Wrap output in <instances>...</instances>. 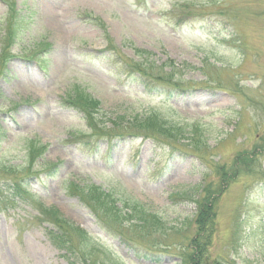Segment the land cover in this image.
I'll return each mask as SVG.
<instances>
[{
  "label": "rangeland",
  "instance_id": "374dc122",
  "mask_svg": "<svg viewBox=\"0 0 264 264\" xmlns=\"http://www.w3.org/2000/svg\"><path fill=\"white\" fill-rule=\"evenodd\" d=\"M119 124L167 135L108 145ZM250 159L264 173V0H0V264H180L216 192L207 262L264 264Z\"/></svg>",
  "mask_w": 264,
  "mask_h": 264
},
{
  "label": "trees",
  "instance_id": "16d2710c",
  "mask_svg": "<svg viewBox=\"0 0 264 264\" xmlns=\"http://www.w3.org/2000/svg\"><path fill=\"white\" fill-rule=\"evenodd\" d=\"M117 64V63H116ZM128 69L130 72H128ZM123 79H127V81H132L133 80H139V79H149L143 75L138 74L137 70H133L132 68H127L125 70V72H123ZM181 91L180 89L174 87V89H170L169 91ZM73 101V98H69V100H67V102H64L65 104H69L70 106H74L77 108V110H79L80 112L85 114V117L88 121L87 122V127L88 128H93V125H95L94 121L91 120L90 115L84 111L83 105L80 108L79 105H76ZM86 103V101L84 102ZM91 103V100H90ZM153 119V118H152ZM132 125V124H131ZM121 126L120 129H124L122 132H115V134H110L107 138H108V142L107 144L109 145V143L114 142V141H118V142H126L127 140L130 139V141H132L133 139H138V138H143V139H149V140H153L155 142L158 141V138L161 136H166V133H163L161 130H149V131H143L141 133H137V132H131L130 130L126 129L125 127H123L122 125H118ZM156 128H161L162 125L161 124H155ZM148 126H145V128H143V130L148 129ZM141 129V128H140ZM157 135H159V137H157ZM98 141H100V138L98 139ZM96 141V142H98ZM41 152H39L40 155ZM34 151L31 152L29 154L30 159H32V157L34 156ZM36 157V156H35ZM34 157V158H35ZM254 162H256V159H250V161L245 164L244 163V167L240 168L237 170V175L241 174L242 176H254V175H260L262 177V179H264V173L260 170L259 167H257V172H250V168H251V164L252 167L255 164ZM41 168H42V175H50L52 173V171L55 169V165H51V164H41ZM246 167V168H245ZM236 173V171H235ZM252 173H255L254 175ZM4 176H8L6 174H3ZM99 188L94 186V185H90V187H87L86 189H84V187L80 186L78 187L79 190V194L83 197L85 196V193H88V197H91L92 194H94L95 192H98L95 195H101L104 196L105 195L103 193H99ZM220 192H216V193H207L196 205V207L199 208V211H197V218L195 220V222L198 221V223L196 224V236H198V238L196 239V241H192V243L194 242L195 247H192V249L189 250L188 255L186 258H182L183 255H181L179 257V262L180 264H217L216 262H207V259L205 257V253H206V245L204 243V241L207 239V236L210 234L211 230H212V215H213V207H212V203L216 202L215 200H217V197L219 196ZM85 200V199H83ZM205 200V202H204ZM204 202V203H203ZM207 202V205H206ZM203 203V205H201ZM201 205V207H199ZM87 206L92 208V206L87 203ZM140 211H138L137 213H139ZM142 214H140V216H135L132 221H137L139 220L140 222L144 223L146 222V216L147 214L145 213V211L142 209ZM140 212V213H141ZM48 213L50 214V216H52L54 219L51 222L52 226L59 232L61 233H69L70 237H73L74 240H78V242H80L82 235L84 234L82 231L78 230L77 228H75L69 221L65 220L59 213H57L56 211L53 210H48ZM93 213H95V215H97V217H99V213L100 215L104 216V214H102L101 212H98L96 210H93ZM111 213V212H110ZM112 214V213H111ZM123 216L127 217L128 214H123ZM72 235V236H71ZM81 249V246L77 243H74V245H70V244H66L65 246V250L66 251H70V252H76V256L78 257V259L81 260V255L82 252L78 247Z\"/></svg>",
  "mask_w": 264,
  "mask_h": 264
}]
</instances>
